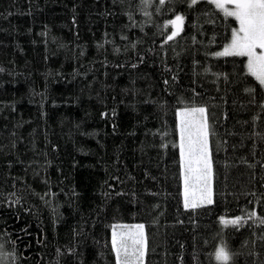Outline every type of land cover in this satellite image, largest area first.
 Here are the masks:
<instances>
[{
    "label": "trees",
    "instance_id": "trees-1",
    "mask_svg": "<svg viewBox=\"0 0 264 264\" xmlns=\"http://www.w3.org/2000/svg\"><path fill=\"white\" fill-rule=\"evenodd\" d=\"M236 25L210 0H0V264H117L115 223L144 226L143 264H264V86L214 55ZM183 106L208 120L195 209Z\"/></svg>",
    "mask_w": 264,
    "mask_h": 264
},
{
    "label": "snow or ice",
    "instance_id": "snow-or-ice-1",
    "mask_svg": "<svg viewBox=\"0 0 264 264\" xmlns=\"http://www.w3.org/2000/svg\"><path fill=\"white\" fill-rule=\"evenodd\" d=\"M149 3V0H142ZM164 4L165 0H159ZM199 0H189V7ZM226 17L234 18L237 26L230 32L229 42L216 56L246 57L248 73L264 86V0H210ZM148 15V13H145ZM185 17L177 14L167 23L172 26L167 40H173L182 31ZM205 108L193 107L181 109L180 117V164L184 186V207L197 208L213 203L210 178L212 162L208 144V123ZM255 213H251L254 216ZM241 217L227 220L220 218L224 225H238ZM264 223V219L261 220ZM143 225L132 226L134 230L118 233L113 227L112 247L116 252L117 264H143L145 254ZM215 259L228 264L231 255L226 247L221 246L215 252Z\"/></svg>",
    "mask_w": 264,
    "mask_h": 264
},
{
    "label": "rangeland",
    "instance_id": "rangeland-1",
    "mask_svg": "<svg viewBox=\"0 0 264 264\" xmlns=\"http://www.w3.org/2000/svg\"><path fill=\"white\" fill-rule=\"evenodd\" d=\"M174 18H172V19H174ZM228 42H229V40L225 44H227ZM222 50H223V47L219 51H222ZM246 60H247V58H246ZM193 107L199 108V107H203V106H183V107H180L177 110V113L181 109H184V108H193ZM205 116H206V119H207L206 111H205ZM177 121H178L177 123H178V132H179V135H178V145H179V141H180V131H179L180 117L178 115H177ZM207 123H208V120H207ZM208 144H209V141H208ZM179 151H180V149H179ZM209 153H210V151H209ZM181 173H182V168H181ZM210 185H211V193H212V172H211V178H210ZM183 193H184V186H183V177H182V200H183V204H184V195H183ZM135 225H142V224L141 223H115V224H113L112 229H111V238H112L113 227H115L116 231L118 233H120V232H126L128 230H134V229H132V226H135ZM143 240H144V228H143ZM144 248H145V240H144Z\"/></svg>",
    "mask_w": 264,
    "mask_h": 264
}]
</instances>
